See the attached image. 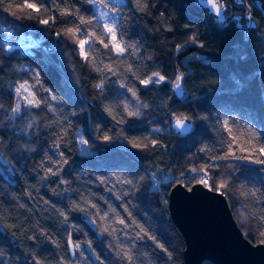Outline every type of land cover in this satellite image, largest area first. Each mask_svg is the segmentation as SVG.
Here are the masks:
<instances>
[{"label":"trees","instance_id":"1","mask_svg":"<svg viewBox=\"0 0 264 264\" xmlns=\"http://www.w3.org/2000/svg\"><path fill=\"white\" fill-rule=\"evenodd\" d=\"M92 1L0 0V152L16 173L0 164V264H74L69 239L82 247L75 257L86 255L85 244L97 256L85 264H185L167 195L174 184H197L201 168L211 190L224 183L220 193L244 235L264 244V164L255 162L264 160L260 15L245 41L234 24L218 29L193 0H96L118 12L125 51L117 54ZM24 32L38 45L10 50ZM80 39L89 40L86 60ZM152 76L163 84L141 83ZM177 76L183 99L171 90ZM17 82L39 104L12 117ZM175 117L193 122L187 135L171 132ZM79 130L88 155L79 153ZM230 143L229 158L218 159Z\"/></svg>","mask_w":264,"mask_h":264},{"label":"water","instance_id":"2","mask_svg":"<svg viewBox=\"0 0 264 264\" xmlns=\"http://www.w3.org/2000/svg\"><path fill=\"white\" fill-rule=\"evenodd\" d=\"M193 1L200 9L208 13L218 29L223 30L229 24H234L235 28L244 33L245 41L251 32H256L259 28V22L253 16L254 12H257L264 22L262 0H243L242 5L234 3L233 0H215L218 8L224 9L225 16L229 18L224 25L219 23L216 9L210 12L208 10L210 5L206 7L202 0ZM236 20L239 23H236ZM44 48L48 53H53V47ZM171 90L176 98H185L186 92L183 90L181 80L180 88L177 89L175 83ZM178 118L185 119V122L191 125L190 130L177 129L175 124ZM170 123L171 132L178 137L187 135L193 128V122L187 117H175ZM0 164L5 173L15 178L16 173L12 165L3 159L1 152ZM189 189L177 183L172 186L167 195L169 217L184 241L183 262L185 264H204V262L209 264H264V244H253L244 235L235 217L232 216L225 195L209 190L200 183L191 185ZM87 222L92 229L95 228L92 222L88 220ZM11 242L14 244L15 239L11 238ZM85 245L86 255L94 263L98 262L91 247L88 244ZM67 247L70 260L74 261L75 248L70 239L67 241Z\"/></svg>","mask_w":264,"mask_h":264},{"label":"snow or ice","instance_id":"3","mask_svg":"<svg viewBox=\"0 0 264 264\" xmlns=\"http://www.w3.org/2000/svg\"><path fill=\"white\" fill-rule=\"evenodd\" d=\"M202 2L205 4L206 7H209V11L211 12L212 9H216L217 11V16L219 17V23L224 25L228 22L229 18L225 16V10L224 9H221V8H218L217 4L215 3V0H202ZM234 3H237V4H240L242 5L243 4V0H233ZM25 7L29 8V9H33L37 12L40 11L39 8H37L36 4H33V3H27L25 5ZM51 17L49 19H41L40 20V23L41 24H49L51 22ZM236 23H239L238 20H236ZM251 26V25H249ZM68 33H72L74 35V30L73 29H67L66 30ZM76 31H79L78 29ZM105 31L109 34H111V47L118 53V54H121V53H124L125 51V47L121 46V44L118 42L117 40V36L114 32V29L110 26H106L105 27ZM89 36H91V33H89ZM193 42L195 43V38H193ZM101 43H103V41H101ZM78 46H79V49H80V56L82 58H84L85 60L87 59V53L85 51V48L86 46H90L89 45V40H86V39H80L78 40ZM104 47H109V44H104ZM165 78L164 76H159V81H163ZM180 80H181V77L180 76H177L176 77V88L179 89L180 88ZM159 81L153 79V78H149L148 80H142L141 83L142 84H149V83H152V84H155V83H158ZM97 87H100V85H97ZM21 89H24L25 91H27V88L25 87V85H21L20 88L17 89V94L19 95L20 94V91ZM133 95L135 96V92H133ZM28 97H33V94L31 92L28 93ZM28 97H25V99H27V102L28 104H33V99H29ZM53 99H56L55 96L52 97ZM37 104H39V102L37 101L36 102ZM13 111H19V104L17 105V107L15 109H13ZM130 116L131 115H135V113H131L129 112L128 113ZM176 128L177 129H183L185 131L187 130H190L191 128V125L187 124L185 122V119H180L178 118L176 120V124H175ZM225 127H226V130L229 131V133H231V129L227 127V121H225ZM104 139L107 141L109 139V137H104ZM235 142V137L233 138V143ZM249 143H251L252 141L249 140L248 141ZM240 151H245V148L241 147L239 149ZM259 153L261 155H264V147L262 148H259ZM231 152H232V144L230 143L229 144V154L225 155V156H221V157H217L218 159H228L229 156L231 155ZM233 158H243V159H248V157H233ZM256 163H259V164H264V160H256L255 161ZM49 171H51V169H49ZM193 171H199L201 173H203L202 176H200L199 180H198V183H200L201 185L209 188V190H211V184L209 182V177H208V172L206 171L205 168H201V169H194ZM195 179V177H193ZM225 187L224 183H220L219 185V188L217 189V191H219L220 189H223ZM189 191H191V189H189ZM119 223L123 224L124 221L123 220H120ZM76 248H79V245H75ZM129 259H131V257H129Z\"/></svg>","mask_w":264,"mask_h":264},{"label":"rangeland","instance_id":"4","mask_svg":"<svg viewBox=\"0 0 264 264\" xmlns=\"http://www.w3.org/2000/svg\"><path fill=\"white\" fill-rule=\"evenodd\" d=\"M113 2V4H118V5H121L123 4L124 0H111ZM92 8H94V11L95 13L97 14V18L102 20L106 26H110L114 29V32L117 36V23H118V12H112V11H109V9L106 7L104 8L102 5H100L96 0L95 1H92ZM7 23L10 24L12 23L10 19H7ZM22 40H24L23 38L21 39V41L19 42H22ZM34 40V39H33ZM109 40L110 42L112 43L111 41V34H109ZM118 42H119V39H117ZM17 43V42H16ZM36 43V41L34 42ZM34 43L32 44H29V43H24L22 44L23 48H27V45H33ZM120 43V42H119ZM19 43L17 44H14V43H11L10 46H9V49L11 50L12 49H20L22 47H19ZM114 50V49H113ZM115 53H117L115 51ZM118 54V53H117ZM190 58H193L192 56H187L185 58H183L184 61L190 59ZM151 78L159 81V77L157 76H152ZM148 80V79H147ZM164 80L163 81H159L158 83H155L154 85L155 86H158V85H161L163 84ZM176 83V80L173 84H171V86H173L174 84ZM21 85H25V87L27 88V91H25L24 89H21L20 91V94L18 95L17 94V89L20 88ZM145 87H149L152 85V83H149L147 85L143 84ZM31 92V89L30 87L26 84V83H20V82H17L16 83V99H15V104H14V109L17 107V105L19 104V111H13L11 113V116L14 117L16 115H19L21 112L25 111V109H29V108H35L38 104L36 103L37 100L36 98L33 96V97H28V93ZM155 98L158 97V94H155L154 95ZM25 97H28L29 99H33V104H28L27 102V99H25ZM76 141H77V144H78V148H79V153L83 154V155H88L90 153L89 149L86 147V143H85V140H84V137H82V133L81 131L79 130L77 133H76ZM220 192V190L218 191ZM77 245V244H75ZM76 250H80L82 252V247L79 245V248H76ZM86 255H83L82 253L79 255V257H75V260L73 261L74 264H85V258Z\"/></svg>","mask_w":264,"mask_h":264},{"label":"built area","instance_id":"5","mask_svg":"<svg viewBox=\"0 0 264 264\" xmlns=\"http://www.w3.org/2000/svg\"><path fill=\"white\" fill-rule=\"evenodd\" d=\"M9 28H7L6 26H2L1 27V30L4 32V31H6V30H8ZM25 36H29V37H31V35H30V33H26V32H24V33H22L21 34V37L16 41V42H19V41H21V39L22 38H24ZM32 38V37H31Z\"/></svg>","mask_w":264,"mask_h":264},{"label":"bare ground","instance_id":"6","mask_svg":"<svg viewBox=\"0 0 264 264\" xmlns=\"http://www.w3.org/2000/svg\"><path fill=\"white\" fill-rule=\"evenodd\" d=\"M23 39L24 40H22V42H17V43H19L20 45H22L24 43L32 44V42H35V40H33V38L31 39L29 36H25Z\"/></svg>","mask_w":264,"mask_h":264}]
</instances>
